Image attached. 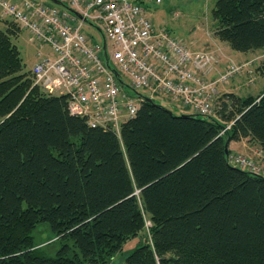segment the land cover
<instances>
[{
  "label": "trees",
  "instance_id": "trees-1",
  "mask_svg": "<svg viewBox=\"0 0 264 264\" xmlns=\"http://www.w3.org/2000/svg\"><path fill=\"white\" fill-rule=\"evenodd\" d=\"M212 17L233 50L264 53V0H218ZM21 31L0 30V264H111L142 233L126 264H264V174L228 160L241 140L264 153V92L223 94L208 117L141 99L120 134L93 128L35 85Z\"/></svg>",
  "mask_w": 264,
  "mask_h": 264
},
{
  "label": "built area",
  "instance_id": "built-area-1",
  "mask_svg": "<svg viewBox=\"0 0 264 264\" xmlns=\"http://www.w3.org/2000/svg\"><path fill=\"white\" fill-rule=\"evenodd\" d=\"M61 1L70 9L61 11L32 0H0V11L29 32L41 49H51L53 58L39 52L32 69L35 85L53 95H67L71 114L85 118L93 128L120 134L122 125L140 109L137 92L151 98L166 94L173 103L180 102L194 114L212 116L216 110V85L229 83L253 63L230 61L214 81L208 80L206 75L215 71L218 56L214 52L191 51L181 38L166 28H156L148 17L145 4H161L164 0ZM86 23L96 26L101 43L91 42L84 31ZM104 51L127 88L108 67ZM256 154L264 159L263 152ZM228 160L254 174H264V163L247 154L231 152Z\"/></svg>",
  "mask_w": 264,
  "mask_h": 264
},
{
  "label": "rangeland",
  "instance_id": "rangeland-1",
  "mask_svg": "<svg viewBox=\"0 0 264 264\" xmlns=\"http://www.w3.org/2000/svg\"><path fill=\"white\" fill-rule=\"evenodd\" d=\"M36 3H43L51 7H58L61 11L70 9L69 5L61 0L63 5H57L51 0H32ZM218 0H164L161 4L146 3L148 17L152 20L156 28H166L173 36L181 38L188 48L193 52H209L214 48L215 41L217 42V36L215 34L216 23L212 17V9L215 7ZM10 20L2 16L0 11V30L5 29V21ZM84 31L91 39L93 43H101V34L96 26L86 23ZM219 39V38H218ZM221 41V40H220ZM15 44L19 47L22 57L26 66V70L31 71L38 61L40 50L43 55L52 57L51 49L49 46H44L42 49L39 46V42L31 37L29 32L22 29L17 39H14ZM219 45V44H218ZM228 47V46H227ZM230 51L238 57L252 58L247 61H253L249 70L244 71L241 75H237L230 80L229 83H218L217 89L225 88L227 84L232 83L233 80H237L238 77L242 78L245 84L246 91H242L241 95L244 96H260L264 92V77L259 72L258 68L264 60L263 52H239L233 49ZM216 56H217V52ZM53 58V57H52ZM235 58L236 63L238 62ZM243 60V59H242ZM219 63V58H218ZM217 76V75H216ZM215 80V79H214ZM213 80V81H214ZM152 96L150 93H148ZM256 96V97H257ZM154 102L160 106L171 109L177 116L186 115L192 113L190 109L183 108L180 102L173 103L171 97L166 94H156L152 96ZM217 99V98H216ZM173 104H172V103ZM175 104V105H174ZM232 122L228 123L231 124ZM227 124V125H228ZM231 150H236V147L231 144ZM254 154L244 153L250 157H259L254 150ZM234 152V151H233ZM150 226V222L147 224ZM50 230L46 225H41L35 233L36 241L40 244H47L50 238ZM144 242V233L140 236L128 240L121 251L111 264H126V257L131 254L136 248H138ZM60 247L59 243L51 245L52 254Z\"/></svg>",
  "mask_w": 264,
  "mask_h": 264
},
{
  "label": "crops",
  "instance_id": "crops-1",
  "mask_svg": "<svg viewBox=\"0 0 264 264\" xmlns=\"http://www.w3.org/2000/svg\"><path fill=\"white\" fill-rule=\"evenodd\" d=\"M217 42H218L217 44H216V41L214 43V45H216L217 48H214L213 50L209 51V52H214V53L217 52V56L219 58V63L216 64L215 71L212 72L210 75H206V78L210 81H213L217 73L223 71L231 60H234L235 58H237L238 60H241V61L237 60L238 62H244L253 57V56L251 58H247V56L238 57V55L230 51V49L232 48L226 42H222L218 38H217ZM245 84L247 85L248 82L244 83L243 79L238 77L237 80H233L232 83L225 85L226 86L225 88L223 89L218 88L217 98H219L223 94H228V93H235L241 97H246L244 95H241L242 91H246ZM231 144H233V142ZM234 145L236 147V150H233V151L235 152H241V153L244 152V153L254 154L255 152L254 150L257 151V148L250 145L247 140H241V141L234 142Z\"/></svg>",
  "mask_w": 264,
  "mask_h": 264
},
{
  "label": "water",
  "instance_id": "water-1",
  "mask_svg": "<svg viewBox=\"0 0 264 264\" xmlns=\"http://www.w3.org/2000/svg\"><path fill=\"white\" fill-rule=\"evenodd\" d=\"M53 3L57 4V5H63L61 1L59 0H51ZM79 18H81L79 16ZM104 56H105V59H106V62H107V65L108 67L112 70V72L114 73L115 77L119 80V82L121 83V85L123 87H128L127 83L124 81V79L122 78V76L120 75V73L116 70V69H112L110 64H109V57L106 53V51H104ZM139 98L141 99H144V100H147L148 102H151V103H154L153 99L142 94V93H137L136 94ZM183 116V115H182ZM225 151H226V154L229 153V141L226 143V148H225Z\"/></svg>",
  "mask_w": 264,
  "mask_h": 264
},
{
  "label": "bare ground",
  "instance_id": "bare-ground-1",
  "mask_svg": "<svg viewBox=\"0 0 264 264\" xmlns=\"http://www.w3.org/2000/svg\"><path fill=\"white\" fill-rule=\"evenodd\" d=\"M258 161H259L260 163H264V159H263V158H259Z\"/></svg>",
  "mask_w": 264,
  "mask_h": 264
}]
</instances>
